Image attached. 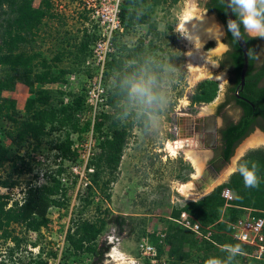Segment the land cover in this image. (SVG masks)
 Listing matches in <instances>:
<instances>
[{"label":"rangeland","instance_id":"1","mask_svg":"<svg viewBox=\"0 0 264 264\" xmlns=\"http://www.w3.org/2000/svg\"><path fill=\"white\" fill-rule=\"evenodd\" d=\"M117 2L118 0H53L51 12L54 17L44 19L36 35L30 39L27 51L38 53V60H46L55 71L69 72L63 82L47 88L53 90L54 97L62 99L65 104L72 99L70 93H84L87 110L79 118V122L82 125L89 121L92 126L90 131L75 132L72 136L75 148L79 149V156L76 161H64L63 166L67 171L60 177V181L65 195L55 197L60 199L63 205L55 206L50 203L40 209L41 217L45 216L48 220L41 231L26 230L24 226L15 224L11 227L14 229L13 239L8 240L0 231V264H114L113 258L109 256L115 247L129 261L148 264L141 252L143 241L153 244L161 255L169 258L170 264H205L206 259L203 258L202 252L206 242L202 240L204 237L200 233L194 231V242L186 244L184 248L189 259L178 263L172 260L167 242L168 235L175 228H189L182 218H172V212L191 201L203 199L215 186L228 182L231 175L237 171L239 161L249 151L264 149V135L256 131L238 146L230 162L221 170V176L215 184L204 185L206 190L205 187L200 190L196 187V196L192 198H187L179 192L178 185L194 182L205 175L204 170L211 150L200 143L196 130L189 137L177 135L182 134L178 120L185 113L201 120L214 114L224 101L228 75L220 68V59L229 50L225 43L227 31L215 14L198 8L196 14L200 19L197 24H203V18L215 19L219 25L218 38L207 41L203 45L202 56L192 61L190 53L193 46L178 28L188 10L189 0H139L129 8L135 10L137 16H146L145 21L138 23V18L132 19L133 21L127 18L126 23H121L123 30L115 34L114 48L108 60L110 62L114 56H120L126 62L125 69L134 72V104L123 120L129 123L136 116L134 127L129 132L128 145L124 150L116 180L109 187H105V175L99 188L89 189L91 171L88 164L98 150L100 140L99 134L93 131L96 114L87 99L90 91L87 85L96 75L95 68H91L88 61L92 59L91 47L101 38L103 29L107 26L102 23L103 16H106L110 9H114ZM119 2L121 10L123 0ZM39 3L40 0L35 1V5ZM239 6L245 17L246 10L240 3ZM261 28L264 29L262 26ZM246 32L251 36L260 35L259 30L250 31L246 28ZM211 42L214 43L213 47L208 46ZM138 47L141 48L140 61L133 63L130 55ZM57 57L59 60H56ZM133 64L137 67L133 68ZM194 69L201 70L204 77L192 85L191 76ZM113 76L114 74L105 73L103 78L106 102L116 85ZM208 80H216L219 83L216 99L211 103L193 102L192 98L198 93L200 84ZM156 93H159L158 99ZM4 96L15 99L18 110L22 114L25 113V105L30 96L28 87L18 83L13 91L5 92ZM184 101H188V105L183 110L185 113H182L180 109ZM205 106L209 107L210 113H202L201 110ZM148 110H159L160 113H151ZM145 114L150 118L148 125ZM217 121L220 125L219 117ZM6 125L13 128L10 122ZM62 135H65L64 132L58 131L53 136ZM53 136L44 138L38 148L36 142L15 143L4 137L3 132L0 133V142L12 150L11 157L15 158L14 162H8L0 170L2 180H9L10 184L15 183L13 187L1 189V194L8 195L10 207L15 202H23L30 186L40 187L48 184L47 174L57 169V164L61 162L57 160L56 163L55 151L50 149L49 140ZM255 140L257 142H253ZM177 141H183L187 149L199 154V175H196L195 168L185 160L183 151H180L178 156H172L168 151L167 144ZM89 150L91 151L88 157ZM194 176L197 178L194 179ZM108 196L111 199H108ZM225 213L226 208H222L220 219L223 221ZM247 213L248 211L242 216ZM103 218L107 222L105 229L97 241L90 245L93 249L103 250V257L98 259L91 252L76 251L67 240L69 230H75L74 223L79 220L97 222ZM198 224L200 228H217ZM214 229L213 234H223L222 230ZM15 237L19 238L18 244L14 241ZM11 248L15 249L12 256L9 252ZM218 248L220 253H227L223 256L221 264L261 262L262 256L255 251L252 255L244 254L245 256L238 257L239 252L231 250V242L230 245Z\"/></svg>","mask_w":264,"mask_h":264},{"label":"trees","instance_id":"2","mask_svg":"<svg viewBox=\"0 0 264 264\" xmlns=\"http://www.w3.org/2000/svg\"><path fill=\"white\" fill-rule=\"evenodd\" d=\"M35 1L0 0V133L3 132L4 137L15 143L36 142L38 148L44 138L53 136L55 132H64L65 135L53 136L49 140L50 149L55 151L56 163L57 160H61V162L57 164V169L47 174L48 184L40 187L30 186L23 202H15L14 205L9 206V197L1 194V189L13 187L15 183L10 184L9 180L0 178V231L7 240L13 239L14 229L11 227L15 224L24 226L26 230L41 231L48 220L45 216L41 217L40 209L50 203L55 206L63 205L61 200L55 197L65 195L60 181V177L67 171L63 166L64 161H76L79 156V149L75 148L72 136L75 132L90 131L92 126L89 121L82 125L79 122V118L87 110L84 93H70L69 96L72 99L68 104H65L62 99L54 97L53 90L47 88L52 84L63 82L69 73L68 70L57 72L46 60H38L40 58L38 53L27 51V46L29 47L31 43L30 39L36 35L43 20L47 17H54L51 12L54 6L53 0H40L39 5H35ZM138 1L123 0L120 10L122 23H126L127 18H130L131 21L138 18V23L145 21L146 16H137L135 10L132 11L129 8L130 5ZM230 1L236 26L246 39L249 50V66L244 87L241 86L244 53L231 31L225 0H208L206 3V9L215 14L225 25L227 29L225 43L230 47L220 61L222 68L228 67L230 70L231 80L228 90L230 96L229 100L220 106V109H223L231 100H235L244 113L238 124L232 122L224 132V163L222 166L230 162L238 145L255 130L254 121L256 122V119L260 117L264 118V36H251L246 32L244 14L238 0ZM255 8L258 13L257 19L264 27L263 0L256 3ZM213 45L214 43L211 42L208 46L213 47ZM139 49L141 48L138 47L130 55L133 63L140 61ZM56 60L59 58L57 57ZM125 63L120 56H114L106 66L107 75L114 74L116 85L108 97L109 109H102L95 116L93 131L99 134L100 143L88 164L89 170H92L89 172L91 177L89 189L99 188L105 175L107 177L103 183L105 187H109L116 180L124 150L128 145L129 132L134 127L136 116L129 123L123 122L134 104L133 85L136 83L134 72L126 70ZM133 65V68L137 67L136 64ZM18 83L28 87L30 92L24 114L18 110L15 99L4 96L5 92L13 91ZM218 94V81L208 80L200 84L198 93L192 98V101L211 103ZM155 96L158 99L159 93H156ZM148 112L160 113L159 110L156 112L148 110ZM144 116L148 125L149 115L145 114ZM8 122L13 125V128L7 127ZM11 152V149L0 142V170L8 162H14L15 158L11 157ZM214 162L212 163L214 164ZM253 162L257 165V187H245L243 177L237 170L231 175L228 182L216 187L203 199L191 201L172 212V218L179 219L183 213H186L193 222H198L203 227L216 226L215 229L223 231L222 235H217L212 233L214 228H200L199 233L204 237L202 240L206 242L205 250L202 252L206 261L218 260L221 264L223 256H226L227 253H220L218 246H227L230 245V242L231 246L240 245L241 250L237 254L238 257H243L244 254L252 255L255 251L254 246L238 242L230 236V223L236 221L248 210H252L256 215L264 211V149L249 151L239 161L238 167L240 164L246 163L251 168ZM222 166L219 165L218 170ZM225 189H230L236 194V199L233 202H227L222 196ZM108 199L111 197L108 196ZM222 208H226L224 221L220 219ZM106 223L105 218L97 222L79 220L74 223V232L69 230L67 240L76 251L85 250L101 259L104 254L103 250L93 249L90 245L97 241L105 229ZM189 229L175 228L167 237L170 246L169 254L176 263L189 259L184 248L186 244L194 242L195 236L193 230ZM18 239V237L14 238L16 244H18ZM14 250V248L9 249L11 256L14 254ZM260 261V264H264V254Z\"/></svg>","mask_w":264,"mask_h":264},{"label":"built area","instance_id":"3","mask_svg":"<svg viewBox=\"0 0 264 264\" xmlns=\"http://www.w3.org/2000/svg\"><path fill=\"white\" fill-rule=\"evenodd\" d=\"M119 1L114 9H110L106 16H103L102 23L107 24V26L103 29L101 38L92 46V59L88 61V65L91 64V68H95L94 72L96 73L93 80L89 81L87 85V88L90 90L87 96L88 104L94 109V114H97L104 107H108L106 102L107 98L104 96L103 78L106 73L109 55L114 48L113 40L115 34L123 30L120 19ZM90 151L88 152V157ZM222 196L227 202H233L236 199V194L230 189H225ZM181 218L183 221H186V226L191 230L197 233L200 232V225L197 222L193 223L191 217L186 213H183ZM230 228V236L234 240L254 246L255 253L260 256L264 254V211L256 215L253 214L252 210H248L245 216H241L236 221L230 223ZM141 252L147 259L148 264H170L169 258L161 255L158 249L149 242L143 241L141 243Z\"/></svg>","mask_w":264,"mask_h":264},{"label":"bare ground","instance_id":"4","mask_svg":"<svg viewBox=\"0 0 264 264\" xmlns=\"http://www.w3.org/2000/svg\"><path fill=\"white\" fill-rule=\"evenodd\" d=\"M196 3L198 5V0L197 1L189 0L188 10L184 13V18L178 25L179 30L187 37L190 45L193 46V49H191V53H190V58L192 61L202 56L203 45L207 41L218 38L217 34H218V28H219V25L216 22V20L211 19V18H203L202 19L203 24H200V25L197 24V21H199L200 18L196 14V12L199 11L198 7L196 6ZM203 77L204 76L201 70L194 69L192 76H191V84L194 85L196 82L201 80ZM187 105H188V101L182 102V107L180 109L182 113H185L183 110L187 107ZM201 111L203 114L210 113V109L207 106L203 107ZM188 121L190 123V120ZM192 128H193V125L191 126V129L187 128V130L192 131ZM253 142H257V141L255 140ZM191 143L192 142L190 141V144ZM167 149L171 153L172 156H178L180 154L179 152L183 151L185 160L188 161L195 168L196 175L200 174L199 165L201 164V159L199 157V154L195 153L194 151L190 149H187L183 141H177L176 143L169 142L167 144ZM196 178L197 176H194V179ZM198 180L199 179H197L194 182L189 181L187 183L178 185L179 192L187 198H192L196 196L195 195L196 187L199 188V190L205 187L204 190H206L207 187L204 185H208V184L204 182V184L199 187L196 184ZM213 184H215V182ZM109 257L113 258L114 260L113 262H115L114 264H134L132 261H129L128 259H126L125 256L119 251L117 247H115L112 250V253L110 254ZM107 264H113V263L108 262Z\"/></svg>","mask_w":264,"mask_h":264},{"label":"flooded vegetation","instance_id":"5","mask_svg":"<svg viewBox=\"0 0 264 264\" xmlns=\"http://www.w3.org/2000/svg\"><path fill=\"white\" fill-rule=\"evenodd\" d=\"M207 2L208 0L205 1V9H206ZM220 68L226 71L228 75V80H227V84L225 86V91H224V101L218 106L214 114H212L206 120H200L197 123V129H195L196 131H198L196 135H198V137L200 138V143L204 146L210 147L211 149V156H210L209 161L207 162V174H205L203 178L205 177L211 178L212 174L210 173L208 169V166L210 165L214 166V168L218 172H221V170L224 168L225 165L222 166V164L224 163L223 161L224 132L226 131L227 127L232 122H235L236 124H238L244 114L243 110L241 109V107L238 106V103L235 100L233 101L231 100L223 109H220V106L229 100L230 95H228V90L230 87V80H231V74H230L229 68L228 67L222 68L221 62H220ZM218 117L221 120L220 125L217 121ZM188 120H190V123ZM191 120L193 121V117L192 115L188 113H185V115L183 114V116H180L178 120L179 126H180L179 130L183 132V134L178 133L177 135L181 136V135L191 132V130L190 131L187 130V128L191 129V126L193 125ZM253 124L255 125V130L248 137H246L242 142H244L247 138H249L256 131H260V133L264 135V118L260 117L256 119V122L254 121ZM242 142L240 144H242ZM213 161H215L214 164L212 163ZM219 165L222 166L220 170H218Z\"/></svg>","mask_w":264,"mask_h":264},{"label":"clouds","instance_id":"6","mask_svg":"<svg viewBox=\"0 0 264 264\" xmlns=\"http://www.w3.org/2000/svg\"><path fill=\"white\" fill-rule=\"evenodd\" d=\"M238 2L243 6V8L246 10L247 13L244 17V23L246 28H248L250 31L259 30V34L264 35V29L261 28L260 22L257 19L258 13L255 8L257 0H238ZM237 170L243 177L245 187L252 188L258 186L256 163L253 162L251 168H249L246 163L240 164ZM231 250L233 252H240L241 247L240 245L231 246ZM205 264H219V261L208 260L205 262Z\"/></svg>","mask_w":264,"mask_h":264},{"label":"water","instance_id":"7","mask_svg":"<svg viewBox=\"0 0 264 264\" xmlns=\"http://www.w3.org/2000/svg\"><path fill=\"white\" fill-rule=\"evenodd\" d=\"M226 3V8H227V14H228V20H229V25L231 28L232 33L234 34L235 38L237 39L239 46L242 48L243 53H244V66H243V70L241 73V86L244 87L245 86V79H246V73L248 70V66H249V50H248V45L246 42V39L243 37V35L239 32L237 26H236V22H235V18H234V14H233V10H232V5H231V1L230 0H225ZM198 8H200V10H204L205 9V0H198ZM206 10V9H205ZM207 11V10H206ZM209 12V11H207ZM223 24V23H222ZM224 28L226 29L225 25H223ZM202 120V119H201ZM200 120H198V118L193 119L192 123L193 126L195 125V122L198 123ZM192 130L194 131V129L192 128ZM188 134L192 135V131L189 132ZM189 135V136H191ZM229 166V165H228ZM208 169L210 171V173L212 174L211 178H203V179H199L196 184L197 186H202L204 184V182L208 185H212L214 182H216L220 176H221V172H218L214 166L210 165L208 166ZM205 174H207V169L205 170ZM223 184V183H222ZM219 184V185H222ZM219 185L215 186L213 189H215L216 187H218Z\"/></svg>","mask_w":264,"mask_h":264},{"label":"crops","instance_id":"8","mask_svg":"<svg viewBox=\"0 0 264 264\" xmlns=\"http://www.w3.org/2000/svg\"><path fill=\"white\" fill-rule=\"evenodd\" d=\"M211 115H212V114H211ZM211 115H209V116H205V118H201V119H202V120H206V119H207L206 117H210ZM193 119H195V118H193ZM184 121H185V120H184ZM184 121H183V122H184ZM196 125H197V123L195 122V125H194V127H193L194 131H195ZM194 131H193V132H194ZM193 132H192V134H193ZM189 135H191V134H188V133H187V134H184L183 136H185V137H189ZM191 136H192V135H191ZM203 146H204V145H203ZM205 147H207V146H205ZM205 147H204V148H205ZM207 148L210 149V147H207ZM205 150H206V148H205ZM210 150H211V149H210ZM210 152H211V151H210ZM202 154H203V153H202ZM210 156H211V153L209 154V158H207V159H208L207 162L209 161ZM206 169H207V164H206ZM206 169H205V170H206ZM205 170H204V171H205ZM203 176H204V175H202V177L199 178V179H203ZM208 194H210V193H208ZM208 194H207V195H208ZM207 195H206V196H207ZM199 199H200V198H199ZM201 199H202V198H201ZM221 220L223 221V219H221Z\"/></svg>","mask_w":264,"mask_h":264}]
</instances>
